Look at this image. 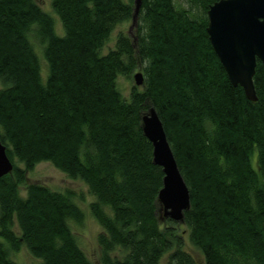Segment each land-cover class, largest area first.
I'll list each match as a JSON object with an SVG mask.
<instances>
[{"label":"trees","instance_id":"1","mask_svg":"<svg viewBox=\"0 0 264 264\" xmlns=\"http://www.w3.org/2000/svg\"><path fill=\"white\" fill-rule=\"evenodd\" d=\"M214 1L141 0L132 32L102 52L134 0H51L62 34L36 0H0V141L13 164L0 176V264H22V244L39 264H93L71 225L85 219L84 192L26 182L41 160L93 196L101 264H200L187 243L203 264H264V65L249 100L209 41ZM137 70L125 95L117 77ZM150 106L189 188L181 222L157 201Z\"/></svg>","mask_w":264,"mask_h":264},{"label":"water","instance_id":"2","mask_svg":"<svg viewBox=\"0 0 264 264\" xmlns=\"http://www.w3.org/2000/svg\"><path fill=\"white\" fill-rule=\"evenodd\" d=\"M141 0H134L131 27L136 23ZM207 33L213 50L233 85L239 84L249 100H256L253 82L256 61L264 65V0H216L207 8ZM135 85L143 82L140 70L133 74ZM141 127L152 143L153 162L163 170L157 193L163 215L183 220L190 206V192L179 169L161 118L150 106L141 115ZM5 145L0 141V176L12 169Z\"/></svg>","mask_w":264,"mask_h":264},{"label":"rangeland","instance_id":"3","mask_svg":"<svg viewBox=\"0 0 264 264\" xmlns=\"http://www.w3.org/2000/svg\"><path fill=\"white\" fill-rule=\"evenodd\" d=\"M36 2L43 10L52 15L55 31L59 34H62L63 27L58 15L52 10L51 0H36ZM131 22L132 21L129 19L118 23L111 30L109 38L102 46L101 51L106 52L109 48L114 46L116 37L120 31L132 32L134 26L130 28ZM34 43L35 49L41 61V68L44 76L48 68H46L47 63L45 64L44 60L42 59V50L40 43L36 39H34ZM133 74V72L128 76L120 74L117 77V85L125 95L128 94L131 86L134 84ZM32 181L43 182L49 187L57 190L72 188L76 191L82 190L84 192V199L78 202L85 210V219L81 224L72 223L71 225L73 230L75 231L80 245L90 258L92 263L101 264L99 261V246L96 239V236L101 230V227L89 211L88 202L92 200L93 196L88 192L86 184L78 178H70L65 172L55 167L49 160L38 161L34 165V167L27 172L26 182ZM20 191L24 193L23 185L20 186ZM15 230L17 233L19 232L16 225ZM186 246V248H188L197 257L199 263L203 264V255L200 250L189 243H187ZM12 255L15 260H19L22 264H39V260L29 252L24 244H22L19 249Z\"/></svg>","mask_w":264,"mask_h":264}]
</instances>
